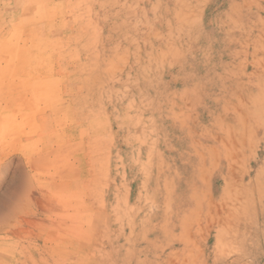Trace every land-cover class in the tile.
I'll return each mask as SVG.
<instances>
[{
  "label": "rangeland",
  "instance_id": "rangeland-1",
  "mask_svg": "<svg viewBox=\"0 0 264 264\" xmlns=\"http://www.w3.org/2000/svg\"><path fill=\"white\" fill-rule=\"evenodd\" d=\"M0 264H264V0H0Z\"/></svg>",
  "mask_w": 264,
  "mask_h": 264
}]
</instances>
